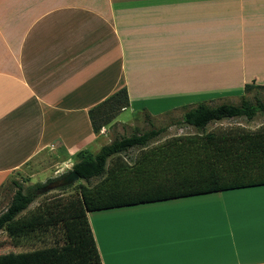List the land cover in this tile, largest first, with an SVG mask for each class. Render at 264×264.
Here are the masks:
<instances>
[{"label": "crops", "instance_id": "0c3cea01", "mask_svg": "<svg viewBox=\"0 0 264 264\" xmlns=\"http://www.w3.org/2000/svg\"><path fill=\"white\" fill-rule=\"evenodd\" d=\"M254 84H264V0H0V188L61 174L107 136L89 111L122 88L128 108L172 111ZM257 194L264 186L88 215L115 216L91 226L103 264H264V196L198 207ZM131 207L154 221L139 228L120 211Z\"/></svg>", "mask_w": 264, "mask_h": 264}, {"label": "trees", "instance_id": "16d2710c", "mask_svg": "<svg viewBox=\"0 0 264 264\" xmlns=\"http://www.w3.org/2000/svg\"><path fill=\"white\" fill-rule=\"evenodd\" d=\"M250 89L252 85L245 86V91ZM128 107L126 88L93 107L89 117L94 133ZM258 113L264 114V101L258 98L254 102L243 98L239 105L200 103L183 114L182 122L201 133L169 138L142 153L133 164L119 157L132 148H146L166 128L114 139L97 154L81 151L72 170L86 183L104 179L91 188L79 184L75 196L51 197L29 216L20 215L55 180L26 189L15 181L17 191L0 215V230L10 237L52 230L56 240L45 247L0 254V264H103L89 212L264 186V127L236 134L203 133L213 122L252 121Z\"/></svg>", "mask_w": 264, "mask_h": 264}, {"label": "rangeland", "instance_id": "374dc122", "mask_svg": "<svg viewBox=\"0 0 264 264\" xmlns=\"http://www.w3.org/2000/svg\"><path fill=\"white\" fill-rule=\"evenodd\" d=\"M264 85V84H263ZM245 98L250 101H255L257 98L264 101V87H258V85L254 84L252 85V89L249 91H242L237 94H232L229 96H213L212 98L206 99V102H193L192 100H185L183 99L180 105L172 111H167L163 109L167 108V103H158V104H137L133 107L128 108L127 110H124L120 112V114L117 116L118 120L123 121L127 123V125H114V122L107 125L108 128L107 136L101 137L96 142L90 143L86 148L92 153L97 154L100 149L110 144L114 139L121 138L123 136H131L133 134H142L146 131H149L151 129H159V128H166V131L159 136L157 139L153 140L149 143V145L146 148H139L135 147L127 151L126 153H123L119 158L122 160H125L129 164H133L134 161L139 158L142 153L149 151L159 145H162L164 142H166L167 139L172 137H179V136H187V135H194L197 133H201L196 128L188 126L183 124V114L190 108L200 104V103H206L208 105H218L222 103H229L234 105H239L241 103V100ZM144 105V106H143ZM147 114H152L153 116H156L157 114H163L156 117L146 118ZM155 114V115H154ZM264 127V114L258 113V115L252 120L249 121L246 118H234V119H228L220 122H213L209 124L203 133H213V132H227L236 134L241 131H250L254 132ZM79 161V158H74V160H70L67 165L66 169H62V173L59 174V168H54L55 175H53L52 178L46 180L43 182V184H46L49 182V180H57L58 178L62 177L63 175L68 174L72 171L73 166ZM58 173V174H57ZM38 181H43V177L37 178ZM104 178H94L89 183H86L83 180H80L79 182L72 183L68 186L55 188V189H45L38 193L37 199L25 210L20 216H29L31 215L37 207L46 201L47 199L57 196V195H63V196H75L79 192L78 185L83 184L88 187H94L95 185L99 184ZM18 181L22 184V186L26 189L29 186L34 185L33 183H30L27 179L24 180H17L14 178H11L7 181L6 184H4L0 188V215L6 211L9 204L11 203L13 196L15 192L17 191V187L14 185V182ZM42 183V182H38ZM211 201H221V199H218L216 196H210ZM247 201H250L249 197L247 198ZM252 199V198H251ZM244 200V199H242ZM246 200V199H245ZM207 201L204 203H200L201 205L205 206H198V207H206L208 208H214L209 202ZM223 202V201H222ZM220 202V203H222ZM216 203V202H214ZM228 203H224L221 207H215V208H224V207H231L234 206L236 203H232L227 205ZM219 205V204H218ZM252 205V204H251ZM250 205V206H251ZM216 206V205H215ZM248 206V207H250ZM124 213H127L129 215L136 217H141L140 222L138 219H136V224L139 226L142 224V227L150 222H153L154 220H148L149 217L156 216L152 210H145L143 207H131L126 210H120ZM149 211V212H147ZM111 212H105V213H91L89 214V221L91 226L95 225V218L96 216H99V214H107L106 216H109L108 218L114 219L115 216L110 215ZM143 212V213H142ZM152 212V213H151ZM148 213V214H147ZM143 214V216H141ZM150 227L147 226V229ZM52 231V230H51ZM48 231L43 232L42 230L39 232H36L35 234H29V235H20V236H13L10 237L6 231L0 230V254H6L10 252H22L27 250H32L36 248L45 247L51 244H54V231ZM58 229L56 230V232ZM55 234V233H54ZM60 237V234L58 235Z\"/></svg>", "mask_w": 264, "mask_h": 264}, {"label": "water", "instance_id": "95a60500", "mask_svg": "<svg viewBox=\"0 0 264 264\" xmlns=\"http://www.w3.org/2000/svg\"><path fill=\"white\" fill-rule=\"evenodd\" d=\"M81 179L79 175L77 174L76 171L72 170L65 176L59 178L58 180H55L51 182L48 186L47 189H55V188H60L64 186H68L72 183L79 182Z\"/></svg>", "mask_w": 264, "mask_h": 264}, {"label": "bare ground", "instance_id": "6f19581e", "mask_svg": "<svg viewBox=\"0 0 264 264\" xmlns=\"http://www.w3.org/2000/svg\"><path fill=\"white\" fill-rule=\"evenodd\" d=\"M244 196L246 197V198H244ZM244 196H242L243 197V199L244 200H242V197L241 196H238V197H225V202L226 203H228L227 205H229V204H232V202L233 201H237V202H243V203H245V204H249V205H251L255 200H257V199H259V198H263V196L264 195H259V194H257V195H244ZM249 197V199H250V201H247L248 199V197ZM251 196V197H250ZM261 196V197H260ZM256 197V198H255ZM252 198V199H251ZM236 199V200H235ZM246 199V200H245ZM222 200V199H221ZM214 202H216V203H214ZM220 202H222V201H211V202H209V204H213L212 206H214V207H221L222 205H223V202L222 203H220ZM219 204V205H218ZM216 205V206H215ZM147 212H149V211H147ZM153 212V211H152ZM151 212V213H152ZM143 213V212H142ZM150 213V212H149ZM148 214V213H147ZM207 215H209V214H207ZM141 216H143V214H141Z\"/></svg>", "mask_w": 264, "mask_h": 264}]
</instances>
